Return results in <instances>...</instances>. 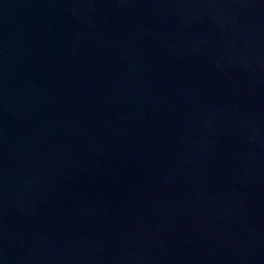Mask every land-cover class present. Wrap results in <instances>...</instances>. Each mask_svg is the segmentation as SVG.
<instances>
[{"label": "water", "instance_id": "obj_1", "mask_svg": "<svg viewBox=\"0 0 264 264\" xmlns=\"http://www.w3.org/2000/svg\"><path fill=\"white\" fill-rule=\"evenodd\" d=\"M0 264H264V0H0Z\"/></svg>", "mask_w": 264, "mask_h": 264}]
</instances>
